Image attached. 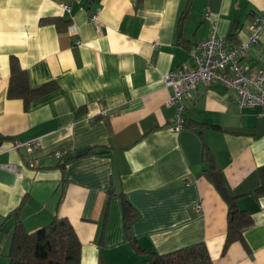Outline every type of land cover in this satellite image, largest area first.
Returning <instances> with one entry per match:
<instances>
[{
	"label": "crops",
	"instance_id": "crops-1",
	"mask_svg": "<svg viewBox=\"0 0 264 264\" xmlns=\"http://www.w3.org/2000/svg\"><path fill=\"white\" fill-rule=\"evenodd\" d=\"M205 9L236 43L264 0H0V162L20 170L0 168V264H11L17 220L34 231L55 216L75 230L80 264H136L147 257L136 245L166 253L201 241L213 264H264V107H239L234 90L199 82L183 127H168L176 107L163 76L207 37ZM13 61L31 86L53 88L26 107L8 98ZM244 62L264 75V34ZM32 138L37 167L10 149ZM204 144L252 219L225 250L228 205L203 173ZM123 199L135 212L127 229Z\"/></svg>",
	"mask_w": 264,
	"mask_h": 264
},
{
	"label": "trees",
	"instance_id": "trees-1",
	"mask_svg": "<svg viewBox=\"0 0 264 264\" xmlns=\"http://www.w3.org/2000/svg\"><path fill=\"white\" fill-rule=\"evenodd\" d=\"M53 88V83L31 86L27 72L13 61L7 87L8 98H20L24 105L28 101ZM91 151L89 148L86 152ZM202 160L207 162L203 173L214 184L228 205L227 235L224 250L233 240L240 239L243 229L251 224L250 215L240 209L235 197L230 194L220 170L214 163L208 147L204 144ZM257 193H264V169L261 170V184ZM133 207L123 199L124 225L128 228L134 215ZM138 252L145 253L146 259L136 264H213L203 241L166 253L146 250L134 246ZM11 264H80L81 243L68 219L55 216L42 227L28 231L20 220L15 222L11 232L9 252Z\"/></svg>",
	"mask_w": 264,
	"mask_h": 264
},
{
	"label": "built area",
	"instance_id": "built-area-1",
	"mask_svg": "<svg viewBox=\"0 0 264 264\" xmlns=\"http://www.w3.org/2000/svg\"><path fill=\"white\" fill-rule=\"evenodd\" d=\"M61 7L67 12L71 8L67 3H62ZM203 17L209 20L207 37L190 48L189 60L163 76L165 86L171 88L166 103L176 107L174 119L168 126L171 131H179L183 127L184 102L191 97L199 82L208 85L212 81H218L234 90L239 107H264V75L255 72L244 62L249 48L257 44L264 34V11L253 15L245 38L236 43H231L227 36L217 32L216 22L210 19L209 9L203 11ZM90 19L93 23H98L96 13H92ZM76 43L79 44L80 39H77ZM39 147L38 138L25 141L15 139L10 149L24 148L28 154L27 165L37 167L39 159L35 151ZM67 153V150L61 149L50 151L51 155L60 160L64 159ZM0 168L13 173L20 171L18 165L12 162H0ZM196 208H199V205H196Z\"/></svg>",
	"mask_w": 264,
	"mask_h": 264
},
{
	"label": "water",
	"instance_id": "water-1",
	"mask_svg": "<svg viewBox=\"0 0 264 264\" xmlns=\"http://www.w3.org/2000/svg\"><path fill=\"white\" fill-rule=\"evenodd\" d=\"M199 131V129H197Z\"/></svg>",
	"mask_w": 264,
	"mask_h": 264
}]
</instances>
